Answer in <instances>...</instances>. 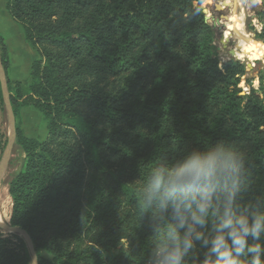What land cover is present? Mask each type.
Listing matches in <instances>:
<instances>
[{"label":"trees","instance_id":"1","mask_svg":"<svg viewBox=\"0 0 264 264\" xmlns=\"http://www.w3.org/2000/svg\"><path fill=\"white\" fill-rule=\"evenodd\" d=\"M204 2L7 1L41 57L27 82L8 79L16 120L32 107L48 124L45 141L17 124L26 164L9 183L12 225L31 236L39 264H144L158 237L151 214L141 215V189L186 149L239 146L250 196L264 192V100L243 94L242 62L220 66ZM257 20L264 41V0ZM0 57L8 74L1 36ZM22 245L16 264H32Z\"/></svg>","mask_w":264,"mask_h":264},{"label":"clouds","instance_id":"2","mask_svg":"<svg viewBox=\"0 0 264 264\" xmlns=\"http://www.w3.org/2000/svg\"><path fill=\"white\" fill-rule=\"evenodd\" d=\"M251 190L248 154L222 140L159 163L139 198L158 237L144 264H264V192Z\"/></svg>","mask_w":264,"mask_h":264},{"label":"rangeland","instance_id":"3","mask_svg":"<svg viewBox=\"0 0 264 264\" xmlns=\"http://www.w3.org/2000/svg\"><path fill=\"white\" fill-rule=\"evenodd\" d=\"M223 3H226L223 6L225 8L223 10H218V6H221ZM201 9H207L209 14H212L213 18L209 21L210 24H208L211 27V30H213L212 28L215 20H219L224 25L216 28L217 35L213 42V46L218 53L217 57L220 61V66L222 67L223 64L229 60L242 62L247 69V75L243 77L240 85L243 89V94L245 95L253 89L256 94L264 100V85L261 83V75L264 73V49L258 50L254 48L251 50L252 48L247 49L244 46L237 44V38L243 34L242 37L246 40L255 41L258 43V47H264V41L257 39L256 33L257 31L258 34H260L263 30V25L257 20L258 12L262 9V0H236V3L235 0H205ZM229 24L231 25V29H228L227 27ZM242 24L244 25V33L240 32ZM11 30L5 28L6 34L10 37L9 39L11 42H23L24 45H27V41L25 40L20 25L17 26L14 23L13 29ZM225 32L230 33L231 37L226 40L224 45L221 42V38ZM0 36L5 42L6 39L1 34ZM232 51L234 56L231 54ZM33 52L28 50L22 52L18 50V47L16 51L13 52V59L10 62L7 74L11 83H25L29 80L34 63L41 60L40 55L35 50ZM17 124L20 125L21 131L28 138L45 141L48 137L47 122L32 107L23 108L21 110V119L17 121ZM8 129L9 116L0 98V166L4 159L8 143ZM25 164V152L16 144L7 173L0 186V211L2 212L3 210L2 213L6 214V219L8 218L7 220L5 219L2 221L11 225L14 203L10 195L9 183L25 168ZM22 242L24 243L32 262L31 254L24 240L16 234L5 232L0 229V264H16L18 258L13 257L12 254L15 256L21 255L22 248H24ZM41 256L46 260H52L53 258L45 251L41 252Z\"/></svg>","mask_w":264,"mask_h":264},{"label":"water","instance_id":"4","mask_svg":"<svg viewBox=\"0 0 264 264\" xmlns=\"http://www.w3.org/2000/svg\"><path fill=\"white\" fill-rule=\"evenodd\" d=\"M203 14L205 16V21L207 24H210L209 21L211 20V18H208V10L204 9L203 10ZM218 26H224L219 20H215V23L213 25V30H212V35L214 38H216V28ZM221 42L225 45V37L224 35H222L221 38ZM232 56H234L233 51L231 52ZM0 87H1V93H2V98H3V103L4 106L6 108V112L9 116V129H8V143H7V147H6V152H5V156L4 159L2 161V164L0 166V186L5 178V175L7 173L11 158H12V154H13V150L14 147L16 145V141H17V120L14 114V110L12 107V103H11V97H10V92H9V88H8V78H7V74L6 71L4 69L1 57H0ZM0 229L5 231V232H9L12 234H16L18 236H20L30 254L32 257V264H39V260H38V255L35 249V245L33 243V240L31 238V236L28 234V232H26L24 229L20 228V227H14L11 224L5 223L3 221H0Z\"/></svg>","mask_w":264,"mask_h":264},{"label":"crops","instance_id":"5","mask_svg":"<svg viewBox=\"0 0 264 264\" xmlns=\"http://www.w3.org/2000/svg\"><path fill=\"white\" fill-rule=\"evenodd\" d=\"M7 1L8 0H0V34L6 39L5 44L8 48V53H9L10 62H11V60L13 59V52L16 51L17 47H18V50H20L22 52H24L26 50L33 52L34 50L31 48V46L27 42L26 43L28 46L26 44H25L26 45L25 46L23 42H11L9 39L10 37L7 36L5 28H7L8 30L13 29L14 23L18 26V24L12 19V17L9 15V13L7 11V8H6ZM225 4L226 3H223L222 6H224ZM10 19H12V20H10ZM242 28H244L243 24L240 27V32H242V30H241ZM228 29H231V27Z\"/></svg>","mask_w":264,"mask_h":264},{"label":"bare ground","instance_id":"6","mask_svg":"<svg viewBox=\"0 0 264 264\" xmlns=\"http://www.w3.org/2000/svg\"><path fill=\"white\" fill-rule=\"evenodd\" d=\"M235 3H236V0H235ZM224 9V7L221 5V6H218V10H223ZM208 18H213L212 17V14H209V11H208ZM236 22V21H235ZM235 22H234V25H235ZM226 25V24H225ZM228 28H230L231 27V25L229 24L228 26H227ZM238 28V27H237ZM244 28H242L241 30H242V32L244 33V30H243ZM224 34V37H225V42H226V40H228L230 37H231V34L230 33H228V32H225V33H223ZM243 35V34H242ZM242 35L241 36H239L238 38H237V44L238 45H242V46H244L245 48H252L251 50H253L254 48H256V49H264V47L263 46H260V47H258L257 45H258V43H256L255 41H250V40H246L245 38H243L242 37ZM246 38H248V37H246ZM255 49V50H256ZM4 207V206H3ZM6 208V207H5ZM10 208V207H9ZM8 208V209H9ZM2 212H3V210H2ZM1 211H0V221H2V220H5L6 219V214H4V213H2ZM10 212V211H9ZM8 219V218H7ZM6 219V220H7ZM7 222V221H6Z\"/></svg>","mask_w":264,"mask_h":264}]
</instances>
